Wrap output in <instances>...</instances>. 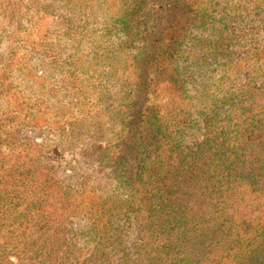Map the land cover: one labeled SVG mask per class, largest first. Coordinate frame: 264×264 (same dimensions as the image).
I'll return each mask as SVG.
<instances>
[{
	"label": "rangeland",
	"instance_id": "obj_1",
	"mask_svg": "<svg viewBox=\"0 0 264 264\" xmlns=\"http://www.w3.org/2000/svg\"><path fill=\"white\" fill-rule=\"evenodd\" d=\"M138 5L0 0V264H185L166 259L150 225L115 208L100 235L92 213L129 192L113 177L111 157H135V135L140 157H190L203 144L207 114L231 120L235 103L264 89V0ZM157 20L179 35L147 48ZM168 83L194 105L180 129L166 131L170 146L154 149L151 110L167 115ZM262 110L251 128L264 137ZM34 223L58 231L43 248L41 231L24 232ZM202 255L201 264H212Z\"/></svg>",
	"mask_w": 264,
	"mask_h": 264
},
{
	"label": "trees",
	"instance_id": "obj_2",
	"mask_svg": "<svg viewBox=\"0 0 264 264\" xmlns=\"http://www.w3.org/2000/svg\"><path fill=\"white\" fill-rule=\"evenodd\" d=\"M135 1L139 3L138 10L143 0ZM184 7L189 10L190 5ZM177 12L169 16L170 24L176 20ZM163 23L167 22L154 23L147 48L164 39L177 40L179 34L169 33L161 27ZM187 23L185 19L184 25ZM152 56L156 60L158 53L153 52ZM168 84L171 91L165 99L167 115H162L159 105L151 110L154 114L150 144L154 149L160 144L170 146L166 131L170 125L180 129L189 107L194 105V99ZM245 97L235 103L238 113L231 120L229 114L223 122L215 114L204 117L203 144L190 157L189 152L172 154L173 157H140L142 135H135L130 146L135 157H111L113 177L129 192L124 199L108 200L105 206L101 204L93 210L94 219L99 220L94 223L97 233L101 235L109 228L108 221L118 208L127 218L150 225L153 230L149 239L162 243L166 259L169 257L172 262L201 264L199 256L203 252L202 256L212 264H264V137L251 128L258 122L254 114L264 107V89ZM138 113V126L144 127V113ZM245 113H249V121ZM103 218L105 222L101 221ZM38 224L25 225L24 232L41 231L43 248L58 231ZM195 244L200 249L189 255L187 248ZM101 250L98 241L93 255Z\"/></svg>",
	"mask_w": 264,
	"mask_h": 264
}]
</instances>
